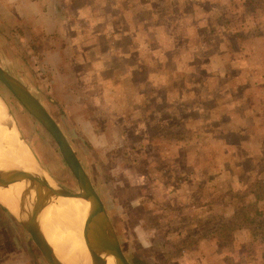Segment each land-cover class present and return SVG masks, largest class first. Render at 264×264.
Returning a JSON list of instances; mask_svg holds the SVG:
<instances>
[{
	"label": "rangeland",
	"instance_id": "rangeland-1",
	"mask_svg": "<svg viewBox=\"0 0 264 264\" xmlns=\"http://www.w3.org/2000/svg\"><path fill=\"white\" fill-rule=\"evenodd\" d=\"M237 1L0 0V65L25 83L65 133L101 197L131 264L226 261L223 251L210 254L206 248L208 239L193 235L182 243L178 228H193L185 230L187 221L180 223L179 217L174 218L171 207L180 209L182 220L190 215V207L179 203L189 195V175L179 174L178 169L185 165L183 156L189 141H195L194 132L202 130L208 116L216 114L224 125L227 122L225 113L220 112L225 97L221 86L225 83L216 76L210 77L199 63L222 51L218 43L222 23L255 25L248 21L261 23L264 15L254 14L262 5L241 1V8L250 12L244 19L234 10ZM144 7L147 10L140 14ZM197 19L209 25L192 32L190 25ZM138 21L148 28L158 24L167 30L181 23L186 34L197 36L201 42L191 43L187 38V42L177 45L176 52L170 45H152L150 49L143 39L137 45L133 27ZM147 38L151 36L148 34ZM238 40L235 37L231 41ZM205 41H211V45L206 46ZM188 54L200 60L191 68L197 69L194 73L181 70L183 62L176 69L178 60ZM183 84L188 86V94H178L176 88L182 89ZM0 100L9 124L14 123L12 128L19 134L16 138L24 143L47 179L77 190L76 176L53 135L1 80ZM250 124L254 132L260 126L255 120ZM1 133L16 136L4 130ZM182 134L190 137L186 145L179 146L175 137L181 139ZM222 135L219 140L225 142L227 136L233 154L245 155L246 149L239 146L241 135L227 131ZM179 142L184 144V140ZM214 142L207 143L205 149L214 155L211 164L221 168L228 178L229 159L222 157L223 148ZM251 144L254 146L253 141ZM250 159L236 158L231 166L235 171L264 169V160L251 164ZM59 202L51 213L62 212ZM252 206L245 207V216L255 214ZM256 208L261 210L256 215L261 220L263 202ZM217 213L220 212L213 215ZM191 222L196 226L195 221ZM225 228L217 232L219 236L227 234L223 241L227 248L232 241ZM260 239L255 237L250 246H255V259L263 264L264 247L260 242L264 246V241ZM245 260L239 257L229 262L244 264ZM0 264H47L28 231L1 204Z\"/></svg>",
	"mask_w": 264,
	"mask_h": 264
},
{
	"label": "crops",
	"instance_id": "crops-1",
	"mask_svg": "<svg viewBox=\"0 0 264 264\" xmlns=\"http://www.w3.org/2000/svg\"><path fill=\"white\" fill-rule=\"evenodd\" d=\"M224 1L228 2V0ZM241 1H247V4H250L251 0H238L237 7L234 9L242 14L244 19H247L250 12L247 14L246 10L241 8L239 4ZM253 2L254 5H262L254 12L255 15L257 12H260V14L264 12V0H252V4ZM212 10L213 6L210 7L211 12H213ZM231 11L233 10L229 12L231 13ZM261 18V23L253 20L248 21L255 25L247 26L244 24L245 22H240L234 25L228 23L230 28L227 30H224L225 27H221L222 34H218L220 37L218 43L222 51L209 55L206 61L199 63L203 70H206L208 74L210 73V77L216 76L222 80V84L225 83L221 86V91L224 92L225 97L222 99L220 108V112L223 111L226 115L227 122L225 125L222 119L216 117L215 114L213 117L208 116L210 118L206 117L204 119V126L201 131L194 132L195 141L187 140L190 137L189 135L182 134L181 139L175 137V143H179L177 144L179 146L186 145V141L191 142L187 145V151L183 156L185 165L178 169V173L183 174V172H186L189 175V195L181 199L179 203L184 207H190L188 210L190 215L184 221H187L186 229H193L181 231L180 241L182 243L187 242L183 241L184 238L192 239L191 236L193 235L208 239L206 248H208L210 254L215 255L217 252L223 251L224 256L222 257L226 258V261L217 264H232L229 260H236L239 257L246 259L244 264H259L255 259L257 256L255 246H250V243L251 241L255 243L253 239L257 237L255 228V221L257 220L256 206L261 202L264 204V200L262 201L261 197L256 196L251 190L257 187L254 184L255 175L259 176L261 171L254 167H249V170L248 168H240V172L235 171L231 163L236 158L241 157H250L251 164L252 161L261 162V159L264 160V15ZM229 30L232 32H229ZM235 37L239 40L232 42L231 40ZM204 43H206V46L211 45V41H205ZM172 51L176 52L174 49ZM199 61L188 54L183 60H178L176 69L179 70V63L183 62L184 66L181 70L194 73L197 69L191 70V68ZM204 63L206 64L204 65ZM228 79L229 84L226 83ZM181 87L182 89H180V86L176 88L178 94H188V86L183 84ZM250 95L252 100L249 101ZM177 99L183 103L182 99ZM259 102H263V104ZM252 120H255L258 124L260 122L258 130L255 132L252 130L254 127L250 124ZM226 131L241 135V145L239 146L246 149L245 155H236L233 154L234 151L229 150L227 136H225V142L219 140L223 137L222 132ZM183 140L184 144L179 142ZM252 141L254 146L251 144ZM209 142L219 144L220 148H223V151H221L222 157L229 159L228 178L223 176L225 172L221 168L211 164L214 155L211 151L208 152L205 149V145ZM219 150L216 151V155H218ZM251 164L248 166H251ZM247 206L254 207V215L245 216L243 210ZM213 212L220 213L213 215ZM206 219L209 221L206 222ZM189 220L191 224H188ZM191 220L196 222V226H193ZM213 220L216 223H210ZM225 227L233 229L230 235L232 244L227 248H225L227 244H223L227 234L219 236L217 232ZM183 229L181 227L178 230ZM193 232L196 233L193 234ZM188 242L190 243V241ZM224 249L227 250L224 251ZM237 254L238 257H236Z\"/></svg>",
	"mask_w": 264,
	"mask_h": 264
},
{
	"label": "water",
	"instance_id": "water-1",
	"mask_svg": "<svg viewBox=\"0 0 264 264\" xmlns=\"http://www.w3.org/2000/svg\"><path fill=\"white\" fill-rule=\"evenodd\" d=\"M0 80L53 135L62 157L76 176L78 185V189L72 191L55 182L54 185L50 184L47 176L42 172V168L39 165L37 172L17 167L7 169L0 168V186H7L16 180L27 181V185L22 189L17 201L18 211L20 215L22 214V217L14 215L4 204H0L14 215L28 231L47 264H64L56 256L53 247L41 230L36 206H31L29 211H27L25 209L26 201L32 193L36 194L38 197L46 191H53L57 196H77L84 198L89 201V209L83 223L82 237L89 252L91 264H106V257L108 255L114 257L115 264H131L122 251L118 236L101 197L94 188L88 173L84 169L75 150L55 118L42 101L30 91L20 78L1 65ZM6 123H8L9 126L14 125L12 122L9 124V120H7Z\"/></svg>",
	"mask_w": 264,
	"mask_h": 264
},
{
	"label": "bare ground",
	"instance_id": "bare-ground-1",
	"mask_svg": "<svg viewBox=\"0 0 264 264\" xmlns=\"http://www.w3.org/2000/svg\"><path fill=\"white\" fill-rule=\"evenodd\" d=\"M6 112L4 105L0 104V168L17 167L37 172L39 168L33 155L24 143L17 139L19 134L13 130L12 125L6 124L8 120ZM1 130L16 136H8L6 133H1ZM48 182L54 185V182L49 180ZM26 185L27 181L16 180L7 186H0V203L19 217H22V214L20 215L18 211L17 201ZM57 201L61 202L59 208L62 212L51 213ZM25 206L27 211L31 206H36L41 230L53 247L56 256L64 264H91L90 255L82 237V227L89 209L88 200L77 196H57L53 191H46L38 197L32 193ZM106 264H115L112 255L106 257Z\"/></svg>",
	"mask_w": 264,
	"mask_h": 264
},
{
	"label": "trees",
	"instance_id": "trees-1",
	"mask_svg": "<svg viewBox=\"0 0 264 264\" xmlns=\"http://www.w3.org/2000/svg\"><path fill=\"white\" fill-rule=\"evenodd\" d=\"M141 7H142V5H141ZM146 10H147V7H144L143 9H141L140 14L144 13ZM155 10H157V12H160L157 8H155ZM229 10L230 9H228V12H229ZM228 23L229 22L222 23L221 27L222 28L225 27L224 30L229 29L230 25H228ZM204 24H207V26L209 25V23L198 21V19H197V23L190 25V28H191L190 30L192 32H196L198 30L199 26L204 25ZM172 26L173 27L170 30H167L166 28L161 29V28H159L158 24H155L152 28H148L147 26H145L142 23V21H140V22L138 21V24H135L133 27L134 28L133 37L135 38L136 43L138 41H141L142 39H143V41H148L145 46L149 45L148 47L150 49H152V45H153V47L157 45V48H158V46L163 47L167 44H170V46H171L170 49L171 50L174 49L175 51L177 50V45H179L180 43L187 42V38L191 39L190 40L191 43L197 42V41H198V43L201 42V39L198 38L197 36L190 37L188 34H186L185 28L181 26V23H176V24H173ZM204 29L209 31V29H207L206 27ZM138 32L140 33V35H138ZM229 32H232V31L229 30ZM148 34L151 36V38H147ZM218 34L219 35L222 34L221 31ZM165 42H166V44L164 45ZM137 45H138V43H137ZM152 54H157V53H152ZM261 161H263V159H261ZM254 184L257 187L255 189H252L251 191H253L256 196H260V197L263 196L264 197V189L261 188L262 186H264V169L263 168H261V174L259 176L255 175ZM171 211L173 212L174 218L179 217L180 223L184 222V219L182 220V218L184 217V214L181 213L180 209L171 207ZM260 213H261L260 208H257L256 214H260ZM261 216H262L261 220H259L257 218V220L255 221V228H256V236L260 237L261 238L260 240L264 241V212H263V215H261ZM188 223H190V220ZM180 226H181V224H180ZM225 229H227V231L230 234H231V231L233 230L230 227H227ZM185 230H186V227H185ZM181 231H184V229L180 230L179 232H181ZM260 245L262 247H264L262 245V242H260ZM262 260H263L262 262L264 264V254H263Z\"/></svg>",
	"mask_w": 264,
	"mask_h": 264
}]
</instances>
